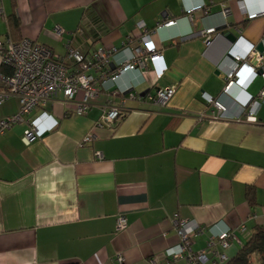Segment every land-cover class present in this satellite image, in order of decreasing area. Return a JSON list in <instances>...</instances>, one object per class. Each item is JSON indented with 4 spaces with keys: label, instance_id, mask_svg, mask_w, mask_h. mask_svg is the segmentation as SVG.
<instances>
[{
    "label": "crops",
    "instance_id": "0c3cea01",
    "mask_svg": "<svg viewBox=\"0 0 264 264\" xmlns=\"http://www.w3.org/2000/svg\"><path fill=\"white\" fill-rule=\"evenodd\" d=\"M194 6L203 7L187 20ZM0 7L1 39L29 38L61 55L71 43L88 57L104 46L114 49L113 70L148 34L168 66L161 78L133 69L107 81L90 68L101 91L85 114L59 93L25 116L39 126L35 142L23 141L26 122L0 134V264H190L168 255L182 243L176 216L197 224L192 248L210 258L212 237L233 230L226 253L234 257L264 225V14L246 16L264 0H0ZM13 13L19 33L9 22ZM56 26L65 30L62 39ZM210 27L217 32L207 44L199 33ZM227 33L239 38L236 45ZM252 46L260 72L242 65L235 79L259 100L257 121L213 117L204 92L240 113L223 93L233 65L228 54L246 55ZM171 86L177 92L166 106L148 99ZM111 106L121 107V117L98 127ZM19 107L17 98L6 101L0 119ZM119 215L128 221L123 230Z\"/></svg>",
    "mask_w": 264,
    "mask_h": 264
},
{
    "label": "built area",
    "instance_id": "2783aa9c",
    "mask_svg": "<svg viewBox=\"0 0 264 264\" xmlns=\"http://www.w3.org/2000/svg\"><path fill=\"white\" fill-rule=\"evenodd\" d=\"M203 6H194L185 16L187 20H192V13L201 9ZM263 11V12H260ZM3 8L0 7V15ZM259 14H264V8L251 12L246 11L248 19H254ZM180 19H169L158 24L157 28H169L179 23ZM65 30L56 26L54 33L62 39ZM217 28L210 27L200 31L205 42L209 44ZM77 33H83L79 28ZM239 38L232 44L236 45ZM67 51L64 55L55 52L47 45L41 44L29 38L15 41L12 38H0V67H9V72L0 70V106L11 98H17L20 102L18 112L0 119V134H5L17 124L27 123L24 130L23 141L26 144L35 142L40 137V129L36 121L26 120L25 116L35 108L44 106L48 101L54 99L62 93L65 101H76L75 113L85 114L91 107L94 100L100 94V86L94 74L88 73L90 68L97 71L104 81L116 80L122 73L133 70L143 69L144 72L152 71L158 78H161L168 69L162 51L157 48L148 34L142 36L141 45L136 46L132 55L120 62L115 69L111 68V55L114 49L104 46L97 48L91 57H88L79 48L71 43L66 46ZM233 65L231 70L226 71V84L223 93L231 95L232 99L239 107L238 115L229 112L228 105L220 98L210 96L204 92L203 97L207 104L216 109L213 117L224 119H239L240 114H245L247 120L257 121V111L260 106L259 100L250 94L245 88L236 83L235 73L242 65L249 68L253 74H258L263 65L262 61H254L252 57H258L260 53L252 46L245 53H233ZM264 77V72L262 73ZM130 98H137L133 91H128ZM177 92L176 86L157 89L155 94H148V99L156 105L166 106ZM264 97V89L260 93V98ZM126 98L124 97L123 103ZM121 107L111 106L105 109L96 125L103 127L112 126L121 117ZM93 134H87L84 143L93 139ZM100 155V154H99ZM127 218L119 215L117 219V229L123 230L127 226ZM175 229L180 236L182 243L177 248L168 250V255L172 258L186 257L190 264H224L229 260L226 253L236 234L233 230L221 232L217 237H212L209 246L213 247L212 257L206 251H194L192 248V237L198 230L194 221L180 219L178 216L174 220ZM245 224L241 226L244 230ZM124 262L123 255L117 258ZM151 264H160L158 260L152 259Z\"/></svg>",
    "mask_w": 264,
    "mask_h": 264
},
{
    "label": "trees",
    "instance_id": "16d2710c",
    "mask_svg": "<svg viewBox=\"0 0 264 264\" xmlns=\"http://www.w3.org/2000/svg\"><path fill=\"white\" fill-rule=\"evenodd\" d=\"M9 22L13 29L19 33L20 20L16 13L10 15ZM0 70L9 72V67L1 65ZM249 194V200L252 203L254 202V196L251 194V191ZM246 241L236 255L224 264H264V225L254 227L251 237Z\"/></svg>",
    "mask_w": 264,
    "mask_h": 264
},
{
    "label": "water",
    "instance_id": "95a60500",
    "mask_svg": "<svg viewBox=\"0 0 264 264\" xmlns=\"http://www.w3.org/2000/svg\"><path fill=\"white\" fill-rule=\"evenodd\" d=\"M226 36L230 39V41H232L233 43L236 41L237 36L235 34L232 33H227ZM260 49H262V45L259 46ZM233 57V56H232Z\"/></svg>",
    "mask_w": 264,
    "mask_h": 264
}]
</instances>
